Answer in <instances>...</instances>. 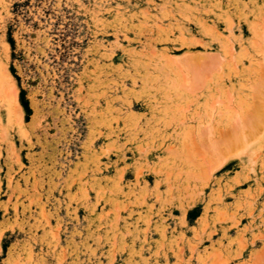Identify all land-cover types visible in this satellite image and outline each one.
<instances>
[{
    "label": "rangeland",
    "instance_id": "obj_1",
    "mask_svg": "<svg viewBox=\"0 0 264 264\" xmlns=\"http://www.w3.org/2000/svg\"><path fill=\"white\" fill-rule=\"evenodd\" d=\"M263 92L264 0H0V264H264Z\"/></svg>",
    "mask_w": 264,
    "mask_h": 264
},
{
    "label": "bare ground",
    "instance_id": "obj_2",
    "mask_svg": "<svg viewBox=\"0 0 264 264\" xmlns=\"http://www.w3.org/2000/svg\"><path fill=\"white\" fill-rule=\"evenodd\" d=\"M260 93H261V92H260ZM263 93H264V92H263ZM263 93H262V94H263ZM259 119H260V118H259ZM238 123H239V122H238ZM239 126H241V124L238 125V127H239ZM235 129H236V127H235ZM235 129H234V131H235ZM237 129H238V128H237ZM253 129H254V128H253ZM239 130H240V132H239V133L237 132V135H238V138H240V139H242L241 136H243V137L246 138V139H249L251 136H254V134H252V133H247L246 131H244L245 128H244L243 130H241V128H240ZM239 130H238V131H239ZM252 131H253V130H252ZM235 132H236V131H235ZM245 132H246L247 134H246ZM232 134H233V133H231V136H232ZM228 137H229V136H228ZM234 138L236 139V135H235L234 137H231L230 140H233ZM236 142H237V141H236ZM238 143H239V141H238ZM230 144H233V143L230 142ZM236 144H237V143H236ZM248 144H249V143H248ZM248 144H246V145H248ZM240 146H241V144H240ZM243 148H244V147H243Z\"/></svg>",
    "mask_w": 264,
    "mask_h": 264
}]
</instances>
